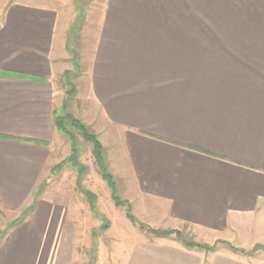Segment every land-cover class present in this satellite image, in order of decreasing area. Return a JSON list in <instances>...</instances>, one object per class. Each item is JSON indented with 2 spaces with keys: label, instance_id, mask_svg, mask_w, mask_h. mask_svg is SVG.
I'll use <instances>...</instances> for the list:
<instances>
[{
  "label": "crops",
  "instance_id": "0c3cea01",
  "mask_svg": "<svg viewBox=\"0 0 264 264\" xmlns=\"http://www.w3.org/2000/svg\"><path fill=\"white\" fill-rule=\"evenodd\" d=\"M197 2L104 0L74 32L91 38L81 51V5L70 18L57 0H0V264H264L263 58L214 50L229 42L198 35ZM72 51L87 86L78 118L125 204L94 225L71 195L39 193L64 160L53 117Z\"/></svg>",
  "mask_w": 264,
  "mask_h": 264
},
{
  "label": "rangeland",
  "instance_id": "374dc122",
  "mask_svg": "<svg viewBox=\"0 0 264 264\" xmlns=\"http://www.w3.org/2000/svg\"><path fill=\"white\" fill-rule=\"evenodd\" d=\"M57 1L62 4L66 15L70 18L73 13L78 12L80 5L85 8L86 14L84 17H79L77 15L70 29V41L73 40L72 43L74 42V46H72L73 49L77 48L84 51L85 47L91 42V38L85 40L84 37L80 45L79 40L73 38L74 32H76L75 30L78 26L80 28L77 32L80 30L83 31L87 20H95L100 16L104 0ZM197 1L198 8L193 11L192 17L198 20V35L200 37H213L217 41L229 42L224 44L216 43L214 45V50L217 51L225 50L258 53L263 59L257 60L256 62H261V66H264V0ZM219 47L222 48L218 49ZM72 53L74 54L72 69L70 71L66 70L61 76H57L56 85L58 87V95H61L63 97L62 99L66 98L64 101V108L60 113L69 112L76 117H80L81 112L83 113L84 105H86L87 102V86L84 84L85 77L82 72L83 68L78 64L79 55L75 54L73 51ZM64 76H66V78ZM70 88H72V93L69 92ZM80 120L82 121V119ZM88 128L93 131L90 126H88ZM61 141L59 154L60 158L65 159L67 154L69 153L70 155L71 153L70 144L69 141L63 137ZM77 142L79 154L77 158H75L76 164H68V167L66 166L61 170H46V172L49 171L50 174L48 178L51 177V180L48 181V183L47 178L43 180L39 193L40 195H49V197L54 195L56 199L61 198L63 201L64 199L67 200L71 195L73 201L72 206L75 211L79 212L81 208L85 224L94 225L100 222L96 213H94V209L109 216V213L112 211L113 203L110 199L108 189L100 182L99 175H97L95 171L89 144L85 142L78 133ZM54 151L56 150L54 149ZM68 163H70V161H68ZM71 163L73 162L71 161ZM80 184L93 194L88 195L85 193L84 195L83 192L80 191ZM82 190L85 189L82 188ZM119 194L117 190V195ZM6 227L7 229H4L5 232L10 230L11 224L8 225L7 223ZM182 237L181 235L180 238ZM187 238L186 240L190 241V238ZM72 240H74L73 242L76 244L84 242L85 240L89 243L90 238L88 235H80L72 236Z\"/></svg>",
  "mask_w": 264,
  "mask_h": 264
},
{
  "label": "trees",
  "instance_id": "16d2710c",
  "mask_svg": "<svg viewBox=\"0 0 264 264\" xmlns=\"http://www.w3.org/2000/svg\"><path fill=\"white\" fill-rule=\"evenodd\" d=\"M65 73V72H64ZM63 73V74H64ZM66 75V74H65ZM66 78V76H64ZM72 91V88L69 89V92ZM72 93V92H71ZM54 126L60 131L62 136L69 141L71 153L67 158L62 160L59 165H57L54 170H59L62 168V166H68L69 165H75L78 153V142H77V133L81 136V138L87 142L90 146L91 155L94 161L95 165V171L96 173L101 177V179L106 183L107 187L110 190V197L114 205H125L124 201L119 198V196L115 192V182L113 179V176L109 172L104 156L103 147L98 139V136L95 132L90 130L88 126H86L80 118L74 116L73 114L66 112V113H54L53 117ZM70 161V163H68ZM71 161L73 163H71ZM81 178V177H80ZM82 190V189H81ZM84 195L85 193L88 195H92L88 190H82ZM32 209V205H30L26 211V213H29ZM95 213H98L96 209ZM126 217H128L131 221H133V216L129 213V207H126ZM104 227V226H103ZM140 227L144 228L145 226L140 225ZM157 232V231H156ZM5 230H0V240L5 235ZM160 235H166L171 233V231H159L157 232ZM178 234V233H177ZM185 244L188 246H197L200 247V244H196L192 241H185Z\"/></svg>",
  "mask_w": 264,
  "mask_h": 264
}]
</instances>
